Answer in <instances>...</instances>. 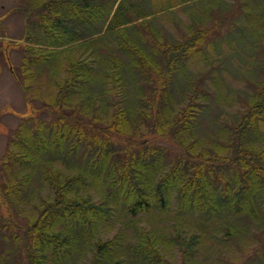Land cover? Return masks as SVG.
Returning a JSON list of instances; mask_svg holds the SVG:
<instances>
[{"label": "trees", "instance_id": "trees-1", "mask_svg": "<svg viewBox=\"0 0 264 264\" xmlns=\"http://www.w3.org/2000/svg\"><path fill=\"white\" fill-rule=\"evenodd\" d=\"M146 1L148 8L164 2ZM143 3L21 0L12 9L25 16L24 34L11 44L21 48L22 57L15 65L6 49V60L30 114L1 160L0 234L24 232L23 238L16 235L23 264H59L79 254L82 244L94 249L90 264H167L168 254L190 262L205 239L234 236L231 217L255 216L257 205H264V144H257L263 136L258 128L264 127V82L238 122L222 128L229 136L225 147L198 152L205 139L193 136L203 109L171 100L173 75L209 30L173 43L159 30L145 37L136 23L154 10ZM45 73L56 93L38 103ZM136 76L149 92L132 97L130 79ZM159 138L180 148L169 164ZM233 166L241 176H234L233 188L220 186ZM37 173L42 188L32 190ZM188 215L196 224H214L216 232L186 230ZM113 228L115 235L108 237ZM5 258L0 254V264H8Z\"/></svg>", "mask_w": 264, "mask_h": 264}, {"label": "rangeland", "instance_id": "rangeland-1", "mask_svg": "<svg viewBox=\"0 0 264 264\" xmlns=\"http://www.w3.org/2000/svg\"><path fill=\"white\" fill-rule=\"evenodd\" d=\"M19 2L21 0H0V164L16 127L30 114L26 96L13 76L5 54L8 49L12 63H20L21 48L14 49V45H11L22 37L25 30L24 13L12 11ZM144 4L147 8L150 6L146 0ZM166 4H171L172 8L166 10ZM148 9L154 10L149 19L136 23L142 25V34L145 37L150 31L155 34L159 30L164 40L168 39V42L173 43L184 40L197 29L209 30L204 42L197 47V53L189 54L186 60L181 61V74L173 75L171 100L180 107L193 101L203 109L193 136L194 139L196 136L205 139L204 144L199 145L198 152L208 151L212 147L218 148V145L225 147L224 143H227L229 136L226 133L224 137L222 128H229L238 122L239 114L241 117L255 102L264 82V0H168V3L164 0L159 1L156 7ZM159 44L158 42L157 46ZM55 70L56 68L52 73ZM48 74H43L45 80L38 95L41 96L38 103H42L51 93H56L52 91L55 88ZM130 80L132 97L137 95V91L149 92L142 77L136 76ZM196 89L199 94L193 95ZM258 131L263 133L262 138H252L261 145L264 144V127L259 126ZM156 144L166 148L168 164L180 150L167 139L159 138ZM235 175L241 176L240 169L235 166L226 169L224 177L220 179V186L229 185L233 188ZM3 179L4 175L0 170V183ZM228 181L231 183H227ZM41 188V175L37 173L32 190ZM257 207L258 214L255 216L246 214L231 217L235 232L232 238L224 240L220 236L216 239H205L190 262L182 259L180 254L174 259L168 254L167 264H264V205L258 204ZM22 208L26 213H36L32 205L31 209L25 205ZM188 217L191 221L188 222L186 230L193 232L197 227H205L207 232H216L214 224L209 228L196 224L191 215ZM19 218L27 221L24 214L19 215ZM168 226L172 227L169 223ZM3 232V235L0 234V254L7 257L5 259L8 264H23L24 249L21 239L16 240V235L23 238L24 232L16 229ZM126 232L127 235H132L133 230L130 228ZM115 233L113 228L107 236L113 237ZM125 239L123 238L124 243ZM127 239L134 241L135 236ZM93 257L92 246L87 248L82 244L79 254L72 255L59 264H90Z\"/></svg>", "mask_w": 264, "mask_h": 264}]
</instances>
